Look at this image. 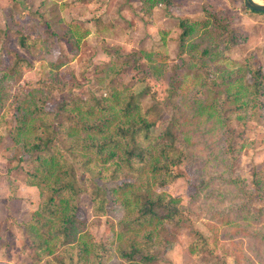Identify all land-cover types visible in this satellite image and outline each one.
<instances>
[{"label": "trees", "instance_id": "trees-1", "mask_svg": "<svg viewBox=\"0 0 264 264\" xmlns=\"http://www.w3.org/2000/svg\"><path fill=\"white\" fill-rule=\"evenodd\" d=\"M140 1L145 13L154 5L173 3ZM11 12L17 26L0 29L3 44L15 37L25 47L34 39L47 51L55 52L51 45L59 32L55 22L31 14L42 23L39 31L35 24L21 22L29 13L21 11L18 3L11 6ZM68 26L65 35L79 46L88 28L77 21ZM179 27L180 53L190 57L187 75L194 79L196 90L191 96L184 95L182 83L173 78L166 97L173 109L168 120L161 117L158 102H145L155 96L145 74L150 72L160 79L167 71L162 52L144 51L142 57L135 52L124 58L114 56L101 79L105 85L100 94L72 93L57 100L53 81L34 86L10 84L24 67L34 65L7 48L8 62L1 67L0 107L15 116V124L8 129L13 157L31 161L25 183L39 191L38 206L23 223L36 252V263L102 264L103 258L115 250L121 259L119 264H151L163 255L169 242L166 225L187 220L180 198L165 191L181 176L177 167L186 156L184 125L193 118L185 115L186 107L193 109L186 100L198 102L194 115L214 117L221 127L226 125V112L259 114L264 98V66L251 57L233 70L227 64H218L219 59L229 62L227 52L246 37V32L232 26L224 11L211 3L205 5L203 18L180 19ZM67 61L62 53L51 60L53 79L58 80L56 70ZM129 68L141 76L120 88L110 84ZM211 91H215L212 99ZM52 102L53 110L48 108ZM224 141L231 152L233 147L226 136ZM108 182L115 185L107 188ZM255 183L258 193L264 192V167L255 173ZM82 193L90 197L96 216L107 214L108 194L113 195L121 217L113 224L111 240H98L88 222L79 216ZM246 193L249 199L255 195ZM197 234L191 252L211 253L210 237Z\"/></svg>", "mask_w": 264, "mask_h": 264}, {"label": "rangeland", "instance_id": "rangeland-1", "mask_svg": "<svg viewBox=\"0 0 264 264\" xmlns=\"http://www.w3.org/2000/svg\"><path fill=\"white\" fill-rule=\"evenodd\" d=\"M14 3L29 13L21 22H31L39 31L42 23L31 16L33 13L56 23L59 32L51 42L56 50L51 53L34 39L22 47L15 37L5 45L0 32V76L1 67L8 62L7 48L17 51L34 66L24 67L10 84L34 86L53 81L57 100L72 93L100 94L105 85L101 79L114 56L124 58L135 52L142 57L144 51H157L166 55L167 71L160 79L150 72L145 74L155 94L153 101L147 97L145 102H158L161 117L168 120L173 109L166 97L173 78L182 83L184 95L191 96L196 90L194 79L187 75L190 57L180 53L179 21L203 18L208 3L221 8L232 26L246 32V37L227 52L229 62L219 59L218 64H227L233 70L251 57L257 65L264 66V13L247 9L244 0H173L171 4L154 5L148 13L140 0H0L2 30L17 26L11 12ZM76 21L89 31L79 46L64 33ZM207 39L211 41V36ZM59 53L68 61L56 70V80L51 77L50 62ZM140 76L136 69L129 68L117 74L110 84L120 88ZM209 94L212 99L215 91ZM261 102L259 114L253 116L226 112V125L221 127L214 117L194 115L198 102L186 100L187 105L193 106L184 109L185 115L193 117L184 125L186 156L177 167L181 176L165 191L180 198L187 220L166 225L169 242L163 255L151 264H264V192L258 193L255 185V173L264 167V98ZM54 107L53 102L48 105L51 110ZM14 124L13 113L0 107V264H44L35 262L36 252L23 225L38 206L39 191L25 183V171L31 161L13 157L8 129ZM225 136L232 144L231 152L226 150ZM105 184L110 188L115 182ZM246 192L255 195L249 199ZM108 197L104 216L93 214L86 193L79 197L78 214L101 241L111 240L113 224L121 217L113 195L109 193ZM197 232L210 237L211 253L191 252ZM120 262L113 250L102 264Z\"/></svg>", "mask_w": 264, "mask_h": 264}, {"label": "water", "instance_id": "water-1", "mask_svg": "<svg viewBox=\"0 0 264 264\" xmlns=\"http://www.w3.org/2000/svg\"><path fill=\"white\" fill-rule=\"evenodd\" d=\"M245 6L255 12H264V2L260 0H244Z\"/></svg>", "mask_w": 264, "mask_h": 264}, {"label": "crops", "instance_id": "crops-1", "mask_svg": "<svg viewBox=\"0 0 264 264\" xmlns=\"http://www.w3.org/2000/svg\"><path fill=\"white\" fill-rule=\"evenodd\" d=\"M260 62V61H259ZM261 63V62H260Z\"/></svg>", "mask_w": 264, "mask_h": 264}]
</instances>
